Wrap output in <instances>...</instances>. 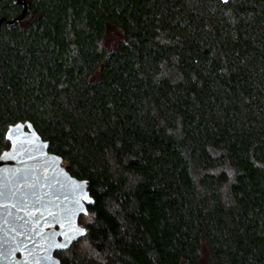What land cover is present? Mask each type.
<instances>
[{"label":"trees","instance_id":"trees-1","mask_svg":"<svg viewBox=\"0 0 264 264\" xmlns=\"http://www.w3.org/2000/svg\"><path fill=\"white\" fill-rule=\"evenodd\" d=\"M24 1L0 154L29 121L88 180L60 264H264V0Z\"/></svg>","mask_w":264,"mask_h":264},{"label":"water","instance_id":"water-1","mask_svg":"<svg viewBox=\"0 0 264 264\" xmlns=\"http://www.w3.org/2000/svg\"><path fill=\"white\" fill-rule=\"evenodd\" d=\"M16 2L21 12L0 23L23 18L27 4ZM5 136L10 145L0 154V264H60L54 252L83 233L77 219L92 202L88 180L72 176L29 121L10 125ZM61 244L66 246H56Z\"/></svg>","mask_w":264,"mask_h":264},{"label":"snow or ice","instance_id":"snow-or-ice-1","mask_svg":"<svg viewBox=\"0 0 264 264\" xmlns=\"http://www.w3.org/2000/svg\"><path fill=\"white\" fill-rule=\"evenodd\" d=\"M78 231H82V230H78ZM57 247H65L66 245H63V244H61V245H56Z\"/></svg>","mask_w":264,"mask_h":264}]
</instances>
